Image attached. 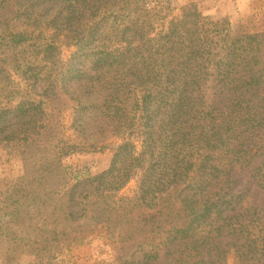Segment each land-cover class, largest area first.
Returning a JSON list of instances; mask_svg holds the SVG:
<instances>
[{
    "label": "trees",
    "instance_id": "obj_1",
    "mask_svg": "<svg viewBox=\"0 0 264 264\" xmlns=\"http://www.w3.org/2000/svg\"><path fill=\"white\" fill-rule=\"evenodd\" d=\"M174 11L0 0V146L24 161L0 176L7 264H55L98 227L119 254H142L122 264H264V31L205 39L196 3ZM106 149L107 170L69 176L66 159Z\"/></svg>",
    "mask_w": 264,
    "mask_h": 264
},
{
    "label": "rangeland",
    "instance_id": "obj_2",
    "mask_svg": "<svg viewBox=\"0 0 264 264\" xmlns=\"http://www.w3.org/2000/svg\"><path fill=\"white\" fill-rule=\"evenodd\" d=\"M173 13L179 14L181 7L188 3H196L200 12L207 17L208 25L203 37L214 38L216 30L232 35L241 33H258L264 31V0H171ZM64 56L69 52L63 50ZM222 74L217 69H212L203 83V94L206 101L214 105L220 98V81ZM66 135L71 136L70 116L64 115ZM138 145V150H139ZM113 152L110 149L97 151L88 155H75L65 160V166L72 176L87 177L98 175L107 170L111 164ZM24 161L11 147L0 146V176L16 178L23 174ZM137 179L132 180L122 191V195L130 196L135 192ZM142 254L136 249L119 254L112 241L106 235L105 229L98 227L87 234L84 243L80 246H64L57 256L55 264H122L133 258L140 260ZM31 257H23L18 263L34 264ZM0 264H7L0 257ZM232 264V260L229 261Z\"/></svg>",
    "mask_w": 264,
    "mask_h": 264
}]
</instances>
